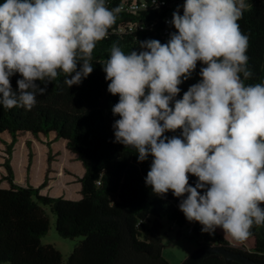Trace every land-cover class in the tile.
<instances>
[{"label": "clouds", "instance_id": "clouds-1", "mask_svg": "<svg viewBox=\"0 0 264 264\" xmlns=\"http://www.w3.org/2000/svg\"><path fill=\"white\" fill-rule=\"evenodd\" d=\"M182 7L166 43L138 41L126 54L116 41L101 64L107 91L119 97L111 109L119 117L115 142L134 148L138 162L152 158L145 184L179 198L188 222L243 242L264 226V82L245 83L253 75L249 37L238 23L250 4L185 0ZM123 11L107 0L0 3V105L30 111L61 75L69 88L80 85ZM198 62V82L177 99Z\"/></svg>", "mask_w": 264, "mask_h": 264}, {"label": "trees", "instance_id": "trees-1", "mask_svg": "<svg viewBox=\"0 0 264 264\" xmlns=\"http://www.w3.org/2000/svg\"><path fill=\"white\" fill-rule=\"evenodd\" d=\"M128 1L133 0H107V4L112 8ZM246 2L250 10L238 23L249 37L248 67L253 75L245 83L254 84L264 82V0ZM168 12L161 7L122 12L108 38L98 42L93 52L94 70L80 85L69 88L61 75L48 85L44 96L37 97L30 111L0 105V139H9L5 144L7 174L0 185V264H169L159 233L163 218L189 229L200 249L221 248L264 262V226H254L253 234L243 242L221 229L214 234L202 232L199 223L186 220L178 207L179 198L171 191L160 197L145 184L152 158L138 162L134 148L115 142L112 126L119 117L113 116L111 109L119 97L107 91L110 81L105 79L101 64L116 41L126 54L139 47L138 41L156 39L163 44L161 32ZM135 23H142L144 28L117 32L119 26ZM201 66L198 62L191 78L179 86L177 99L198 82ZM19 78L18 74L11 78L13 89ZM174 134L179 135V130ZM26 138L30 152L24 184L20 185L15 180L13 149ZM61 144L69 160L79 162L84 170L78 199L46 195L56 180L57 148ZM196 179L190 176L193 186ZM47 208L56 216V231L62 238L80 239L66 261L58 249L42 243L50 230ZM199 264H226V260L215 253Z\"/></svg>", "mask_w": 264, "mask_h": 264}, {"label": "rangeland", "instance_id": "rangeland-1", "mask_svg": "<svg viewBox=\"0 0 264 264\" xmlns=\"http://www.w3.org/2000/svg\"><path fill=\"white\" fill-rule=\"evenodd\" d=\"M170 1L175 2V0ZM26 141H28V138L18 143L13 149L16 153V161L13 163V167L15 166L14 169L17 171L15 180L20 185L24 184L30 152L29 144ZM8 142V137L0 139V185L4 182V177L7 174L4 163L8 158L5 147ZM57 150L60 156L56 164L57 176L56 180L48 188L50 193H52V190L56 192H54L55 195H52L47 191L46 195L53 197L63 195L68 198L78 199L80 197L79 179L83 176V167L79 162L69 160V154L63 144L59 145ZM47 211L50 219V230L43 238L42 243L58 249L63 255V260L66 261L80 239L62 238L56 231V216L48 208ZM153 224L154 219L149 223L150 228ZM160 224L159 233L163 243V256L169 264H182L198 249L196 237L189 229L170 221L168 218L161 219Z\"/></svg>", "mask_w": 264, "mask_h": 264}, {"label": "built area", "instance_id": "built-area-1", "mask_svg": "<svg viewBox=\"0 0 264 264\" xmlns=\"http://www.w3.org/2000/svg\"><path fill=\"white\" fill-rule=\"evenodd\" d=\"M124 7L123 12H130V13H138L140 11L147 10L150 7H161V8H168L169 12L166 18L164 19V26L162 29V37L164 43L167 42L169 39L170 33L175 31V28L170 24L172 19V13L180 7V14L182 15L183 12V1L182 0H175V2H171L170 0H133L131 2H125L122 4ZM157 22L152 23V27L156 26ZM144 25L142 23H135V24H128L125 26H119L117 29L118 33H131L134 32L136 29L142 30Z\"/></svg>", "mask_w": 264, "mask_h": 264}, {"label": "water", "instance_id": "water-1", "mask_svg": "<svg viewBox=\"0 0 264 264\" xmlns=\"http://www.w3.org/2000/svg\"><path fill=\"white\" fill-rule=\"evenodd\" d=\"M215 253L222 254L225 257L226 264H231L234 261L242 264H264V262L252 260L241 253L216 247H210L205 249L198 248L182 264H199L203 259Z\"/></svg>", "mask_w": 264, "mask_h": 264}]
</instances>
